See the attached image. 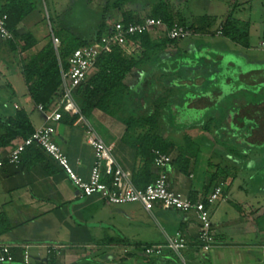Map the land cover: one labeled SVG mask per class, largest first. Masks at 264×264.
Instances as JSON below:
<instances>
[{
	"label": "crops",
	"instance_id": "0c3cea01",
	"mask_svg": "<svg viewBox=\"0 0 264 264\" xmlns=\"http://www.w3.org/2000/svg\"><path fill=\"white\" fill-rule=\"evenodd\" d=\"M4 1L0 0V7ZM29 1L36 5L35 0ZM105 1L78 0L84 10V16L79 17L77 22L78 18L76 20L71 18L72 14L66 15L61 30L90 40L95 37L104 17L107 19L106 25L109 29L120 22V19L122 21L121 11L104 15ZM190 1L184 0L183 6L179 5L177 10L174 9L188 26L193 23L194 18L202 16L187 9ZM213 1L227 4L217 34L230 18L239 32L247 35V42L242 45L227 39V44L222 49L207 48L218 54L216 59L213 58L217 63L216 68L213 66V74H209L208 77L192 79L194 82L208 80L210 89L199 95L200 98L188 103L189 109L199 111L197 117H188L185 108L188 101L183 103L181 109H184V116L189 121L187 124L193 125L201 121L206 113L217 110L220 105L222 107L227 99L235 97L240 92L250 93L252 97L260 96L258 102L247 100L237 102L236 109L233 108L227 113L225 121L230 127L237 128L236 131L240 130L238 136L242 139L244 134L248 139H253L247 140L250 146L263 147L264 53L260 44L264 41V0ZM130 8L136 17L140 15L146 18L149 15L147 12H150L149 6L145 3ZM38 12V9L34 11L18 27L20 34L29 32L37 39L38 45L31 51L26 53H21L20 50L12 51L8 43L0 37V78L5 77V82L0 81V122L14 117L19 111H25L35 131L46 124L45 114L38 109L29 95L23 65L32 56L41 52L48 42L49 35H54V28L50 24L44 32L37 29L39 24L42 25L46 21L41 14L35 16ZM206 16L217 19L216 14L211 12ZM110 17L111 19L115 17L118 21L113 22ZM88 20L98 22L91 26ZM74 24L77 25L76 30H73ZM199 35L201 34L192 37ZM173 46H169L161 54L162 62L166 66H172L175 61L183 65L182 59L188 56V50L178 47L177 44L176 48H172ZM199 46H203L202 43L197 44L192 51L195 57L203 53L198 49ZM230 58L239 60L242 64L241 68L234 62L226 65L229 69L232 68V76L237 81H234L233 77L227 78V74H224V78L220 77L222 71L217 65ZM198 61L195 58L194 63ZM97 72L96 68L89 80ZM10 73L22 77L24 88L18 85L20 87L17 89L18 86L7 78L13 76ZM151 80L153 78L146 71L134 70L125 82L135 91L138 99L140 94L151 92L152 88L148 87ZM219 80L228 88L226 93L218 87ZM204 95L210 97H203ZM136 101L145 111L148 102L143 99ZM75 116H78V119L73 122ZM55 129L56 142L68 158L74 172L86 181L90 179L95 162V150L87 143L89 129L94 130L107 145L113 147L115 159L124 170L132 174L133 182L138 188L145 187L157 179L158 170L154 162L147 165V153H142L141 149L124 140L127 126L100 109H94L87 117L66 114L63 120L55 125ZM242 131L245 133L241 135ZM201 139L209 143V148L214 154V148L211 147L215 145V140L206 137ZM201 139L193 140L198 142ZM21 141L20 138L13 141L9 147L0 148L2 163L0 214L6 215L14 227L11 232L0 237V244L14 247L15 261L10 264H26L23 261V250L20 249L23 245L31 246V263L36 264H49L51 260L43 248L44 245L64 247L55 259L56 264H264V197L259 195L260 191L250 197L245 187L238 186L237 191L242 195L239 201H234L238 197L233 192V186L229 190L224 188L220 200L209 207L218 243L210 252L204 253L198 240L200 222L195 211L181 213L156 205L152 212H148L140 203L109 205L100 195L84 197L72 185L62 167L40 147L29 148L23 154L19 165L11 164L8 160L11 151ZM171 157L173 163L169 168V179L174 191L188 195L195 201H206L214 189L221 185L222 179L217 181V185L211 191L208 185L196 186L194 168L197 159L192 153L175 151ZM252 161L255 164L248 168H259L263 165L264 158H253L249 163ZM228 166L227 163L224 166L225 173ZM215 168L218 172L221 171V167ZM214 176L219 178L218 174ZM178 232L187 241V248L181 252V256L170 250H165L160 256L149 257L145 254L146 247L165 246L168 239Z\"/></svg>",
	"mask_w": 264,
	"mask_h": 264
},
{
	"label": "trees",
	"instance_id": "16d2710c",
	"mask_svg": "<svg viewBox=\"0 0 264 264\" xmlns=\"http://www.w3.org/2000/svg\"><path fill=\"white\" fill-rule=\"evenodd\" d=\"M143 3L150 8V14L147 17L160 19L170 28L176 24L186 27L193 32V36L206 33L211 22H215V19L210 16L196 17L188 26L184 19L177 18L168 0H106L103 8L104 15L121 11L123 15L121 22L125 26L141 23L145 18L140 15L136 17L130 7ZM0 8V16L8 17L7 27L14 35L13 41H7L12 51L20 50L21 53H26L35 48L38 41L33 34L29 32L20 34L18 27L36 11V5L29 0H5ZM230 20L228 18L222 25L219 30L220 36L245 45L247 35L240 33ZM106 21L104 17L95 37L90 40L83 39L70 31L56 32L53 29L54 36L60 40L58 51L55 49L52 35H49L48 42L41 52L32 56L23 65V75L29 95L37 106H44L47 112L56 109L64 95L61 66L64 69L68 68L69 58L75 50L100 43L109 31ZM156 35L146 32L142 35L128 36L124 45H119L111 54L102 56L97 63V74L78 89L75 98L82 115L87 117L94 109H100L124 123L127 126L124 140L133 147L141 149L142 153H147V165L154 162L152 150H158L170 156L175 151L181 153L190 151L189 153L197 157L191 148L198 145L189 135H185L180 142L172 140V137L178 134L176 131L174 134L170 133L167 139L162 137L163 131L175 128L189 129L192 126L187 124L189 121L184 116V109H181L183 108L182 99L185 96L182 90L184 86L185 88L188 85L197 86V83L190 79L195 73L191 69L195 67L194 60L197 57L185 56L182 60L187 65L178 64L177 61H175L177 64L174 63L172 66L164 65L161 54L169 46L176 45L180 41H172ZM134 70H144L153 78L148 84V87L152 88L151 92L140 94L138 99L135 91L125 82ZM142 99L148 102L145 111L143 107L137 105L136 100ZM77 119L78 116H75L73 122ZM166 121L171 122L172 125L163 126ZM205 130L208 131V126ZM34 132L28 114L25 111H19L14 117L0 122V148L9 147L13 141L20 138L28 139ZM227 179L223 176L221 181L225 189ZM192 200L195 201L193 198ZM13 229L8 217L0 214V237ZM49 264H56L55 259L51 258Z\"/></svg>",
	"mask_w": 264,
	"mask_h": 264
},
{
	"label": "built area",
	"instance_id": "2783aa9c",
	"mask_svg": "<svg viewBox=\"0 0 264 264\" xmlns=\"http://www.w3.org/2000/svg\"><path fill=\"white\" fill-rule=\"evenodd\" d=\"M8 17L0 16V37L4 41H13L14 35L7 27ZM146 32L162 35L172 41H183L191 38L193 32L179 25L173 28L167 26L162 20L146 17L143 22L125 26L122 22L110 27L103 36L100 43L82 47L73 52L69 58L68 68L61 66L64 95L59 105L52 112H47L44 106L39 105L38 109L45 114L46 124L38 128L31 137L22 140L17 144L9 156V162L19 165L23 154L33 146L42 148L49 154L66 172L72 185L84 197L100 195L109 205H124L130 203H140L146 211L152 212L156 205H161L166 209L189 213L195 211L200 222L199 243L204 253L210 252L216 246L217 239L213 230L210 206L215 205L223 195V184L217 186L214 192L206 201H193L188 195L174 191L169 179V168L173 163L170 155L155 150L154 164L158 170L157 179L144 188H138L134 182L132 174L124 170L113 155V147L107 145L97 133L89 129L87 132V143L95 150V162L89 180L79 177L71 167L68 158L63 153L61 147L56 142L55 125L62 121L64 114L79 115L81 110L75 100L78 89L85 85L92 72L97 68L99 59L107 54H111L115 47L124 45L128 36L142 35ZM221 35V31L219 32ZM52 40L56 51L60 46V40L54 35ZM264 53V41L260 44ZM2 163H0V169ZM13 246L0 244V264H10L15 261ZM29 245L20 246L23 250V261L31 263ZM47 256L58 258L64 249L60 245H44ZM187 248V241L178 232L168 239L165 246H148L145 254L149 257L160 256L165 250H170L181 256V252Z\"/></svg>",
	"mask_w": 264,
	"mask_h": 264
},
{
	"label": "rangeland",
	"instance_id": "374dc122",
	"mask_svg": "<svg viewBox=\"0 0 264 264\" xmlns=\"http://www.w3.org/2000/svg\"><path fill=\"white\" fill-rule=\"evenodd\" d=\"M36 7L38 9V13H36V17L41 14L42 17L46 19L45 23L42 25L39 24L37 26V29L42 32L46 30L45 28H48V24H50L56 32H61L62 29V23L65 19L66 15L72 14L71 18L77 19V22H79V17L84 16V10L81 8V5L79 4L78 0H35ZM184 0H170L169 3L171 7L175 10L179 7V5L183 6ZM85 7V3H83ZM87 6V5H86ZM227 4L222 3L221 1H213V0H191L190 4L188 6V10L190 12L197 13V15H202L200 17L206 16L207 13L211 12L216 14L215 22H211V26L209 30L199 36L192 37L185 41L178 42V47L188 50V57L192 58V51L195 49L197 44L202 43L203 48L199 46L198 49L202 50L199 53L198 56L201 58H196L198 63L194 65L195 67L191 69V71L194 70V75L190 79H196L198 78H204L208 77L209 74H213V66L217 64L213 58L216 59V54L214 51H209L207 48L211 47L214 49H222L227 44V37L217 34V29L220 26L221 20H223V15L225 12ZM36 9V10H37ZM147 14H150V12H147ZM70 17V16H69ZM198 17V16H197ZM121 18V17H120ZM177 18L180 17L177 15ZM59 20V21H58ZM74 20V21H75ZM107 20V19H106ZM113 22H117L118 19L115 17L111 19ZM109 20V21H110ZM117 20V21H116ZM51 21V22H49ZM90 25L93 26L98 20H88ZM111 22V21H110ZM121 22V19H120ZM70 24V23H69ZM86 28V27H85ZM77 29V25L74 24L73 30ZM157 36V35H156ZM158 36H162L161 34ZM205 47V48H204ZM172 48H176V45H174ZM207 49V50H204ZM197 56V57H198ZM202 59V60H201ZM229 62H237L235 59L225 60L224 62H221L217 65L221 71V78H224V74H227V78L233 77L232 76V68L229 69L226 65ZM241 61H239L240 65ZM237 65V66H239ZM216 68V66H215ZM230 70V72H229ZM237 74V73H236ZM5 75H8L5 73ZM10 75H13L12 77H7L10 81L13 82V84L21 85V88H24V82L22 81V77L20 75H16L13 73H10ZM5 77L1 76L0 81H4ZM234 81H237L235 77H233ZM199 84L197 86H184L182 92L184 93V97L182 99V103L187 101V96L189 94L195 93V95H203V93H206L210 89V82L205 80V82H201L200 80L197 81ZM196 82V83H197ZM220 83V84H218ZM218 87L221 91L227 92V87L224 83L221 84L220 80L218 81ZM20 86L17 87V89ZM203 97L209 98V95H204ZM262 97V96H261ZM192 99H195L192 98ZM260 99V96L258 97H252L250 93H238L235 97H231L226 100V104L223 103V106H218L217 110L210 111L206 113L204 117H202L197 123L193 124L189 129H181V128H175L170 131H163L162 137L166 138L169 136L170 133H175V131L178 133L175 135V137H172V140L176 141H183L185 135L191 136L193 139H201L211 138L215 140V145H213L214 148V154L213 151L209 148V143H206V140H198L197 146H195L192 149V152L196 154L197 159V165L194 168V172L196 175L195 184L198 187H203L205 185H208V189L211 191L215 188L217 185V181L219 179H222L223 176H226L227 179V187L226 189L229 190L230 187L233 186V192L236 193V196L238 197L234 201H239L240 196L242 195L239 191H237L238 186L245 187V190L249 192L250 197L257 194V191H260L259 195H262L264 197V162L261 167H252L248 168L250 166H253L255 162H250V160H253V158H264V146L263 147H257V146H249L248 141L253 139H248L244 135L242 136L243 139L238 136L240 133L237 128L230 127L228 123H226L224 117H226L227 113L231 111V109H236V103L240 100H247L252 102H258ZM166 123V124H165ZM164 123L163 126H169L172 125L171 122L168 123L167 121ZM169 124V125H168ZM254 125V124H253ZM208 126V131L205 130V127ZM235 130V131H234ZM248 132V131H247ZM245 132H241V135ZM248 140V141H247ZM240 142V143H239ZM206 143V144H205ZM190 152V151H188ZM226 163L229 165L228 170L225 173L224 172V166ZM249 163V164H248ZM248 164V166H247ZM221 167V171L218 172V170L215 167ZM218 174L217 176H214L215 174ZM213 174V175H212ZM236 176L235 178H233ZM211 196V195H210ZM208 196V197H210ZM207 197V198H208ZM235 197V196H234ZM233 210V209H232ZM235 213H238L237 211H233ZM232 214V212H230ZM31 264H36L32 262Z\"/></svg>",
	"mask_w": 264,
	"mask_h": 264
},
{
	"label": "water",
	"instance_id": "95a60500",
	"mask_svg": "<svg viewBox=\"0 0 264 264\" xmlns=\"http://www.w3.org/2000/svg\"><path fill=\"white\" fill-rule=\"evenodd\" d=\"M234 64H236V66L237 65H239V60H237V62H234ZM237 67H239V68H241L242 67V64L240 63V65L239 66H237ZM195 97V99H198V98H200L201 96H199V95H195L194 96V93H192V94H189L188 96H187V104H186V106H185V108H186V112H187V114H188V117H190V118H195V117H197L198 116V114H199V111H197V110H191V109H189L188 108V103H190L193 99L192 98H194ZM202 114H204L203 112H202Z\"/></svg>",
	"mask_w": 264,
	"mask_h": 264
}]
</instances>
